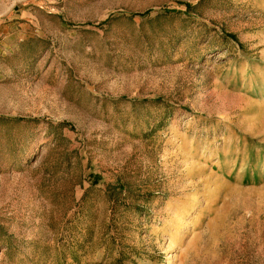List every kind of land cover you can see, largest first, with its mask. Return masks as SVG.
Segmentation results:
<instances>
[{"label":"rangeland","instance_id":"374dc122","mask_svg":"<svg viewBox=\"0 0 264 264\" xmlns=\"http://www.w3.org/2000/svg\"><path fill=\"white\" fill-rule=\"evenodd\" d=\"M263 95L264 0H0V264H264Z\"/></svg>","mask_w":264,"mask_h":264},{"label":"crops","instance_id":"0c3cea01","mask_svg":"<svg viewBox=\"0 0 264 264\" xmlns=\"http://www.w3.org/2000/svg\"><path fill=\"white\" fill-rule=\"evenodd\" d=\"M259 81H256V83H258V85L261 83V81H262V79L261 78H259L258 79ZM257 85V84H256ZM263 97H264V95H263ZM264 99V98H263ZM251 131V130H250ZM248 134H249V136L250 137H252V131L251 132H247ZM234 152H235V150L233 151V153L232 154H234ZM244 154H245V152H244ZM232 159H231V157H230V161H231ZM219 163V162H218ZM229 163H232V161L231 162H229ZM261 166H263L264 167V162L262 163L261 161H260V163H259ZM220 165V164H219ZM228 167V166H227ZM226 167V168H227ZM264 169V168H263ZM221 172H224V171H221ZM262 180V179H261ZM238 181H241V180H238ZM251 182L253 183V185H252V187H251V189H249V190H247V189H245L244 188V186H242V184H241V182H238L237 183V185H232L230 188H228V189H225V190H223V191H221V194H220V197H222L224 200H228V198H230V197H235V195L236 194H244V193H247V194H251V195H258L259 197H261V196H264V187H261V186H257V184H258V182H260V181H257L256 180V178L254 177V176H252V179H251ZM264 182V181H263ZM222 185L224 184V181H221L220 182ZM225 188H227V187H225ZM221 190V189H220ZM220 190H219V192H220ZM219 194V193H218ZM217 194V191H216V195L215 196H217L218 195ZM248 196H250V195H248Z\"/></svg>","mask_w":264,"mask_h":264}]
</instances>
